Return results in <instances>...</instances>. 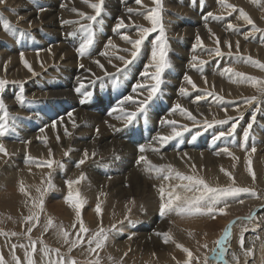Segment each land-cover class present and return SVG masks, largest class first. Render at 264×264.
Instances as JSON below:
<instances>
[{
    "label": "rangeland",
    "instance_id": "rangeland-1",
    "mask_svg": "<svg viewBox=\"0 0 264 264\" xmlns=\"http://www.w3.org/2000/svg\"><path fill=\"white\" fill-rule=\"evenodd\" d=\"M22 1H23V4L27 2L26 3L27 5H29V6L31 5L33 7L35 6L34 8L37 10L39 9V11H40V9H43V10L48 9L49 10V8H54V7H56V5L58 7L59 5L57 3H60L63 0H55V1L53 0V2H51L50 0L49 1L48 0H22ZM28 1H29V3H28ZM64 1H66V0H64ZM131 1H133V0H128V1L123 0L120 3V5L126 6L128 4H131ZM193 1L194 2H190V0H181V1L180 0H177V1L171 0L172 6H173L172 7L168 4V0H161V4H162V9H161V13H160L161 14V23L164 27V31H166L165 35H166L167 44H168L167 45V56H166L167 66L164 68V70L161 72V75H160V79L163 82L160 83L158 91L155 93V95H153L151 100H147L148 95L145 94L146 97H144L142 101L147 100V103L144 105L142 112L141 111L138 112V110L134 111L137 113L136 117H134L136 120L133 118L132 119L133 122L131 121L130 123H127L128 121H126L125 124H123L121 127H118V129L114 130L115 132H112L111 136L113 138L115 136V139L117 138L116 140L119 139L120 142L123 141L124 143L123 142L122 143L126 147L132 148L137 152L136 154H137L138 158H136L133 161H130L128 164L124 165V167H125L124 169H126V171H125L126 173L125 172L123 173V175L124 174L125 175L122 176V178L124 179V178H127L130 171L131 172L137 171L136 174L141 173V170L138 168V167H140V165H139L140 162H138L140 156H138V155H140L139 154V152H140L139 148L141 146H143V147L148 146L152 143L156 147H160L162 145L159 142V140L157 139L156 133H157V131H159L161 129L167 128V125L162 123V120L164 117H168L169 114H171L172 112H173L172 114L175 115L178 113L176 110H178V111L180 110L179 108L178 109L176 108V105L174 104L175 100L180 99L184 102L185 101L193 102V103H196L195 104L196 106H200V107H202V105L204 107L210 106L212 108H213V106H217V107L219 106V109H231L233 111L232 114H230L228 116H224L225 118L224 117L221 118L222 121H227L226 123H216L215 122V121H221L220 119L219 120H212V121L210 119L209 120H205V119L196 120V124L194 126L186 128L185 130L182 131V133L180 132L179 136H176L174 139L167 141V143H164V145L162 146L164 148L168 147L169 149L174 148L175 150H179V154H175L174 156L173 155L169 156L167 154H169L168 152H170V151L164 150V149H161L160 152L164 156V160L166 161L167 165H171L175 171H179L180 173H182L184 175H196V176L202 177L212 187H227L229 185H232V180H229L228 176L225 175V172H229L232 174V177H234V180H235V184L233 186L241 187V188H248V189H251L252 191H254L256 194L255 196H253L251 194V192H241L236 196L222 197V198H220L219 202L216 204V207H218V208L224 207V205H225L224 203H227L228 207H231V206H235L237 204H240L241 200L243 202L245 201L241 205L242 207L240 206L237 209H232L229 211L230 214H232L233 211L237 210L236 211L237 212L236 218H239L241 216L250 215L249 214V213H251L250 211H252L253 209H256V207H257V209L264 207V201H263L264 200V154H263L264 153V146L262 145V147L260 149L256 150L257 145H259V144L261 145L264 142V137H263L264 136V95L261 94V91H259L257 87H253V88H255V91L252 94L247 95L246 97H243V98H240V97H237V98H234V97L230 98L229 97V98H227L228 96H225L221 92H217L216 90H214L212 88H206V87H203L202 89H199L198 87H196V89H194L192 91H187L185 94H179V93H181L180 92L181 88H180V86H177L176 83H174V81H178V80H180V78H181V80H183L185 78V75H183L177 68L169 66V55H170V53H172L173 56L177 60L179 59V61H181V62L185 61L188 64L191 63L192 67H193V68H191V70H193L191 72L193 74H195L196 72L199 73V71H200L199 74L196 73L195 75H198V76L199 75L200 76H206V75L216 76V77H219L223 80L229 81L228 86H229V83L230 84L232 83L235 88H238L241 85L245 86V85H251V84L246 82V84L243 85V83L245 82L243 80L244 78L242 79V77H238V76H237L238 77L237 78L232 73H226L224 71L226 68L235 69V67H236V69L234 70L235 72L239 71V73H244V74H246V76H252V77L256 76L261 80H264V70H261L259 67L255 66L253 64L252 61H257V60L260 61L259 56H257V55L255 56V54L252 55L253 52L252 53H250V52L246 53L243 51H237V52L233 53L232 51H226L222 47V45L221 46L219 45L220 52L222 51L221 52L222 54L216 55L215 49L217 46H215V47L211 46L210 47V45H205V43H203V42H202L203 45L197 44V43L195 44L193 42L189 43L186 38H180L179 39V37L173 36L170 33V30L167 29V26L165 25L166 23L172 24V22H173V24H175L179 27H189V26L194 27L196 25L197 26H199V25H201V26L202 25L203 26L213 25L217 28L225 30V32H226L229 29L228 30L225 29V26L227 27V25H229L230 23L232 25L234 24L233 20L237 19L236 14H237V12H239L238 10L242 8L245 11V8H243L244 6L242 7L239 5L240 1L238 3V1L229 0L230 2L228 1V3H232L233 5H235L237 8V11L232 12L230 9L225 11L226 10L225 9L223 11H219L216 14H214L213 15L214 17H209V15H208L209 12L207 11V9H208L207 5L209 3H211V0H193ZM250 1H251L250 3H252V4L249 3V5L248 4L246 5V7L249 10H254V9L260 10V9L264 8V5H263L264 1L263 0H250ZM103 2H104V0H103ZM179 3L182 6L188 5L187 7L192 12L194 11L197 15H199L196 18V20H197L196 23L193 22L190 14H188L189 11H185L186 13L182 12V10H181L182 6H180ZM216 3H218V1ZM261 3H262V6H261ZM4 5H5L4 3H0V20L5 22V21H7L6 18H8L7 22L9 25V29H6L5 27L2 29L3 32L5 30L4 33H6V34H5L3 39L0 38V49L1 48L2 49L8 48V50H2V49H1L2 51L0 50V56H1L0 63L3 61L2 60L3 55H5V56H8V55L17 56L18 59H21V54H23V51L27 52V53H24L23 56L28 55L29 53L35 54V55H40V54L44 53L45 51H47L52 46H56L58 44L63 45V46H67V48L70 49L71 51H74L76 49L77 51L75 50L74 52H76V56L78 58L87 59L86 57L88 56L87 60H89V59L91 60L92 58H95L96 56H98L99 53H101L103 47H105V45H104V44H106L105 42L112 39L111 37H113V38L118 37V36L126 33L124 31H122V28H121V30L120 29L119 30H115V29L112 30V28L109 25V22H112L114 20V18L116 17V15H114V13H112V11H110V10L101 9L104 12H102L99 16H97L96 17L97 20H95V21H90L86 18V16H89V14L94 15L95 13H93V12L86 14L85 16H82L79 19L80 22L77 19L66 20V21L72 22V23H69V25H67L65 23L66 24L65 29H69L70 24H71V27H73L72 30L68 31L69 34L70 33L71 34L68 35L67 32H63V34H61L62 36H59V34H57V33L54 34L53 31L50 32L49 29L43 28V26L42 27H35V28L31 27V26H24L21 22H24L26 20V18L23 16L24 18L22 19V17H20L21 15L17 14L18 10H16V8H15V7H17V4L13 3L11 5L10 4H7L5 6ZM13 6H15V7H13ZM155 6L156 5L153 3L151 8H153ZM59 8H61V7H59ZM6 11L7 12L9 11V12L7 13ZM210 12L212 13V11H210ZM9 13H10V15H9ZM164 13L167 14L168 16H170L171 19L165 20L163 18ZM11 15H16V17L14 19L17 22L11 23L10 18H9V16H11ZM4 16H6V17H4ZM18 17H19V19H18ZM99 18H101V19H99ZM98 19L100 22L98 21ZM101 20H103V21H101ZM222 20H223V22H222ZM175 22H177V23H175ZM105 23H108V24H105ZM237 25H238V27H237ZM255 25H256V28L260 29V31H254L252 25L247 24L246 21L244 24L236 23L234 25L235 34L247 35L246 37L248 38L249 44L252 43L251 45L258 46L264 50V26L257 25L256 23H255ZM89 26L92 29H90ZM150 27H152V24L146 28H150ZM131 29H133V28H131ZM16 30H18V31H16ZM95 31H97V32H95ZM10 32L14 33L15 35L10 34ZM47 33H49V34H47ZM36 34H37V36H36ZM71 35H72V37H70ZM89 35L92 36L93 42L91 45H89L90 47L88 46L89 50L87 49L88 52H86V55L85 56L83 55V57H82L78 51V49L80 48V40L82 42H84L88 38ZM185 35L186 34H182L180 36L185 37ZM63 36H65V37H63ZM158 36H159V28H157V31L150 32L149 34H147L146 38L144 39L143 43L140 46V50H139V52L135 58L130 56L131 55L130 52L129 53L127 52L129 54L128 55L126 53V51H124V48L126 49V47L123 45L127 44L128 42H124V40L121 41L122 43L117 42V43L121 44V46H120L121 48L117 52L118 54L113 53V54L117 55L116 61H118V62L123 61V60L119 59L120 56H123L125 58V60L131 61L130 62L131 64L130 63H127V64L124 63L121 66V69L118 68L119 70L116 69L115 72H108V73H105V75L102 74L101 76L94 78L96 80L92 79L91 81L86 83L87 85L84 84L85 87L84 86L80 87L79 92L76 91L75 93L71 94L70 99H69L68 93H70L73 90V88H74L73 80H74L75 75L79 71L76 67H71L69 69L70 66L56 65V63H53V64H49L46 67H44L43 70L36 72L30 78H28L26 80L17 79L18 81H14L13 79L8 78L7 73L5 75L0 73V79L7 81V83L4 85V87L0 88V100H2L4 102V104L6 106L7 113H8L7 117H9V118H7L4 114V111L0 110V124H3L6 127L5 136L4 137L1 136V139L3 138L2 139L3 142L4 141L25 142L27 140V138L31 137V138L37 139L36 142H39L38 140H40V142L46 143L48 139H46L45 136L44 137L42 136L41 138H36L38 136V134L41 133L40 128L43 126L42 127V129H43L44 125H47V124L49 125L53 122H56V120L63 118L64 116L70 114V112H72V111L81 110V111L86 112V113H93L94 115L98 116L99 118L100 117L104 118L106 116H109L113 111H116L115 109L118 107V110L124 112L121 114L122 115L124 114V116H126V118H127L126 114L129 113V112H127V110H130L129 108L132 107L131 105H138L137 107H139L140 100L136 99V96L140 95L142 93L148 92L151 89L150 87H153L156 84V80H154V79L152 80V76L155 74L156 69L153 66L154 64L152 65V68L148 67V61H149V55L150 54L152 55V51L154 49L153 47H156V41H157ZM5 37H7L8 39H6ZM85 37H87V38H85ZM101 37L105 42L102 39H100ZM25 38H26V40H25ZM70 38H72V39H70ZM148 38H150V39H148ZM61 40H62V42H61ZM30 41H32V42H30ZM170 42L173 44L175 43V46H177V48H179L183 51L187 50L189 54L191 52L192 53L191 55L193 57H196V59L193 60L192 57H190V56H186L187 58H185V56H182L178 51H177V53L179 55L178 54L175 55L173 53V51L170 52L171 51V43ZM102 43H103V46H102ZM98 44H100V45H98ZM112 44L115 45L116 43H114L112 41ZM229 44H232V43H229ZM75 45L77 48L74 47ZM77 45H79V46H77ZM128 45H130V43H128ZM146 45H147V47H146L147 53L143 54ZM69 46H70V48H69ZM99 47H101L102 49ZM23 48H25V50ZM110 48H111V52H113V50H116L114 47L110 46ZM122 48H123V50H122ZM202 48H204V49H202ZM206 49H207V51H206ZM122 51H123V53H122ZM204 51H206V52H204ZM11 52H13V54H11ZM199 53H200V55H199ZM229 53H231V54H229ZM109 54H110V56L113 55L112 53H108V56H109ZM201 54H203V55H201ZM248 57L252 58L251 62L247 59ZM256 57H258V58L256 59ZM136 58H138V59H136ZM146 59L148 61H146ZM229 60H230V62H228ZM201 61H204L205 63H201ZM153 63H155V62H153ZM261 63H264V62H261ZM212 65H213V67H212ZM217 65H219V66H217ZM237 67H239V68L241 67V68L239 69ZM123 68H125V69H123ZM144 68H146L148 70H146V69L144 70ZM195 68L197 71L194 70ZM247 69H248V71H247ZM252 69L253 70L255 69V70L251 71ZM1 70H3V69H1ZM64 70L66 72H64ZM216 70H217V72H216ZM67 71H69V72L67 73ZM194 71H196V72H194ZM201 71L203 74L201 73ZM203 71L206 73V75ZM255 71H258L259 73H255ZM61 72L64 74H62ZM210 72H211V74H210ZM212 72H214V73H212ZM144 73H147L149 78ZM106 74H108V75H106ZM139 74H141V75H139ZM53 75H54V77H53ZM69 76H71V77L69 78ZM108 76H109V78H108ZM141 76H144V77L141 78ZM169 76H170V79H169ZM39 78L40 79L42 78V80H40ZM61 78H63V79H61ZM104 78H106V79H104ZM176 78H177V80H175ZM233 78H237L239 80L233 79ZM147 79H149V81H147ZM150 80H152V82ZM31 81H33V82H31ZM41 81H42V83H41ZM50 81H52V82H50ZM136 82H137V84H136ZM62 83H65V84H62ZM125 83H127V84H125ZM12 84H13V86H12ZM47 84H49V85H47ZM135 84L136 85H138V84L144 85V87H137ZM90 85H91V87H89ZM130 86L132 89L130 88ZM69 88H70V91H69ZM174 88H176V89L174 90ZM49 90H51V91H49ZM171 90L174 93H172ZM135 92H137V93H135ZM202 93H203V95H202ZM40 94H42V95H40ZM177 95H179V96H177ZM198 95H200V96H198ZM21 96L23 97L22 101L20 99H18V97H21ZM165 96H166V98H165ZM252 96H256L258 98L257 99L258 101L256 100L252 104L246 103L247 98H250ZM127 97H132V99L129 100V102H128V100H124ZM174 98H176V99H174ZM14 99H16V100L18 99V100L15 103L14 108H10L9 101L14 100ZM217 100H218V102H217ZM61 101H63V102H61ZM167 101H168V103H167ZM201 101H202V104H201ZM208 101H209V104H207ZM211 102H213V104ZM26 103H28V104H26ZM56 103H58V104H56ZM198 103H199V105H198ZM46 104H48V105H46ZM243 105L244 106L246 105L245 107L246 108L249 107V108H247L244 116H241V113H242L241 111L243 110L242 108H244ZM250 105H252V106H250ZM124 106H126V107H124ZM26 107H29V108H26ZM56 107L58 108V110ZM17 108L19 110H17ZM72 108L76 109V110H73ZM21 113H22V115H20ZM29 113L31 116H29ZM47 113L49 115H47ZM234 113H235V115H234ZM236 113H237V115H236ZM26 115H27V117H26ZM60 115H62V116L60 117ZM38 116H40V117H38ZM245 116H246V118H245ZM229 118H231V119H229ZM38 119H39V121H38ZM16 120H18V121H16ZM52 120H54V121H52ZM14 121L16 122V125H15ZM39 122H40V124H39ZM18 123H19V125H18ZM183 124H184L183 126H185L187 123H183ZM164 125H166V126H164ZM209 125H211V126H209ZM233 125H235L234 131H233ZM249 125H251V127H249ZM11 126H12V128H11ZM13 126L17 127L18 129L17 128L14 129ZM185 127H187V125ZM195 128L197 131L195 130ZM214 128H216V129H214ZM10 129H12L11 132L9 131ZM27 129H30V130L27 131ZM36 130H38L39 132ZM118 130H120V131H118ZM188 131L192 132V133H189ZM16 132H18V134ZM124 132H126V133H124ZM193 132L197 135H200V136L203 135L204 138H209V139H213L212 135H216L217 140L216 139L213 140V142H216V144L212 147V149L211 148L209 149V151H210L209 154L212 157H214L213 158L214 164L212 163L211 165H206V164L201 163L198 160V152L200 151L199 148H201V147H200V144H198L197 142H201V141L199 140V138H194V139L190 140V142L193 143V145H189V142H187L185 140L188 137L189 138L192 137L194 134ZM229 132H231L230 135L228 134ZM245 132L248 133L247 139H245ZM221 133H225V135L221 136L220 135ZM261 137H263V138H261ZM92 138H91V140H92ZM130 138H132V139H130ZM237 139L239 141H237ZM258 141H259V143H258ZM155 142H157V143H155ZM6 145L7 144L4 145L5 149L8 148L7 147L8 145L7 146ZM235 145H236V147H235ZM63 148H66V147H63ZM217 148H219V149H217ZM229 148H235L236 151H240V152L231 153L232 155L222 153V150L229 149ZM253 148H255L254 152L251 151ZM151 150H154V149H151ZM151 150L149 151V153L151 152ZM70 151L71 150H67L68 154L67 155L64 154L60 157H56L55 154L53 153V152H55V147H50L49 149L46 150V152L48 154H52V156H48V154H43V153H42L43 156H40V155L35 156L34 154L32 156V153L28 150L24 151L25 155H27L24 158H22L18 154H15L14 151L10 152L8 150H7L6 156L1 155V159L4 162L9 163L10 165L12 164V167H17V169L21 168L19 166L20 163H23L27 160H28V163H29V161H31L30 162L31 164L33 161L34 166L38 165L41 167L43 166V168H45V169H42L41 172L37 173L33 179L24 180L25 182H21L22 184L20 183V186L16 185L17 183L15 184V187H17L19 190L21 188V185H23L25 192H21L18 189L17 190L19 192H21V194H26L28 197L27 200L26 199L23 200L21 198V201H17L14 198L12 199L13 196L9 192H7V190L5 188L9 184L11 186H13V181L11 182V180H8L6 175L4 174V164L0 165V198L2 197L0 199V233H3V234H0V256L3 257L4 264H16V260H15L16 257L20 258L21 264H26L25 253H26V251L31 250V241H36V249L37 250L33 255V258L35 260V264H49L50 261L58 260L61 257L64 258L66 264L68 261H71V260H75L76 264H95V261L97 259L99 260V264H135V263L136 264H164V263H166L165 259L162 258L161 261L159 259L161 255H164V252L160 253V252L155 250L152 253L148 250L143 249V252L141 250L139 253H137V252L134 253L135 250L132 248L128 247V249H126V250H124L122 248V247H125L126 245L127 246L131 245L132 241L128 242V240L130 239L129 238L130 233L131 234L134 233V235L136 234L134 225H132V227L127 230V229H125L126 228L125 224L126 223L128 224L129 222H130V224H131V222L133 223L132 220H134V223L138 224V223L142 222V220H144L143 217H140V216L138 217L139 212L141 214L144 211V209H143L141 212L143 205L138 200V197L136 195H134L135 190L133 187L128 188V189L126 187H122L123 189L117 190L113 194H110L111 192H108L104 188H101L100 187L101 183L107 182L108 178L110 179V176L112 174H113L112 176H115V174L116 175H118V174L115 173V170L112 168L113 165L110 166L109 164L106 165L105 163H100L98 165L95 164L96 166L95 165L93 166V163H96V161L94 159H92V162H90L88 164L80 165L79 169L80 170H88L92 167H95V168H93V170L96 173H98L99 175H102L103 177L105 175L106 178L105 179H96V180L95 179L87 180L89 173H86L87 176H84V179H80L81 181L79 180L80 182L77 185L72 186L71 191H72L73 195L75 196V194L78 192L80 199H82L84 201L83 206L81 208V218L83 219L84 226L86 228H88L89 231L87 233H80V236L83 238L84 242L79 244L76 247L71 248V250H70V243L64 242V238L61 235V229L66 230L70 233V237H69L70 241L75 240L77 238V233H79V222H78L77 217H76L75 208L67 202L69 190L66 193H63V191L61 189L62 187H60V181H61L60 178L64 179V177L67 178V176H68V173L66 172L68 165L71 166L70 170H73V168L75 169V167L77 166V160L76 159L74 160V158H70V154H69ZM211 151H213V152H211ZM150 154L151 155L154 154L153 151ZM33 158H35V160ZM117 158H118V160H117ZM119 158L120 157L118 156L116 158H111L110 160L114 159L118 162ZM49 161H53L51 168L47 167V162H49ZM16 162H18V163L16 164ZM161 162H162V160H161ZM249 162H250V166L252 169V174H250L248 171ZM101 164H103V165H101ZM15 165H17V166H15ZM60 165H63V166L61 167ZM157 165L159 166V163ZM87 167H88V169H87ZM17 169L15 168V170H17ZM214 169H216V170H214ZM221 169H223L224 171H222ZM165 171H167V170H165ZM216 172H219V173H216ZM164 174L165 173L159 175V178H162V176ZM253 174H254L255 179H253ZM219 175L220 176L222 175V176L220 177ZM140 176L141 175H139V177ZM215 176H218V178ZM49 179H51V186H49V183H48ZM3 180H5L6 184L7 183L8 184L7 185L4 184L5 181H3ZM216 180H218L217 183L214 182ZM219 180H221V181H219ZM95 181L100 185L99 187H98V185H96V187L94 186ZM173 181L175 183L176 179H173ZM184 183H187V182H184ZM125 184H126V182H125ZM90 188H92L94 191L91 192L89 190ZM37 189H40V191H37ZM89 192H90V194H92L93 192L95 193L94 201H92L89 198V196H88ZM58 194L61 195L60 198L62 200L57 197ZM198 194L199 193H188V195H190V196L191 195H198ZM63 196H64V198H63ZM231 197H234L235 198L234 201H236V202H232L234 198H231ZM8 198L11 201L7 200ZM28 199L30 200V202L28 201ZM60 200L63 201L62 205L64 204V207H62V210H64V208H65V212H67V215H63V214L58 213V205L60 204ZM41 201L43 204L42 208L40 207ZM9 202L14 203L15 206L12 203L10 205ZM159 202L160 201H158V200L157 201L152 200L151 203H153L155 205ZM22 204H23L24 208H23ZM97 204H99L100 208H101L100 214H97V212L95 210ZM210 205H211V200L206 199L205 201L201 202V209L202 210L200 212H197L194 214H189V213H183L182 214V215H184V214L185 215H191L189 218L181 217L180 214L176 211L168 212L166 215H164L165 218H163V216L160 214V211L157 214L160 222L166 221V220H170L173 222V218L177 217V218H181L180 222L183 225L191 224V223H193V224H197V223L201 224L202 223L201 226L195 228V230H196L195 235H194L195 238L193 237V239H192L191 248L186 247L182 243H177L179 239L173 235V233L176 230L174 224L172 225L171 228L167 229V233H169V236L171 237L172 243L175 247L178 244H181V245L185 246V248H188L193 253L194 257L198 258V259H194L192 264H204V258L205 257H208V264H210L209 258H211V256L215 255V253L212 251L214 248H216V245L214 242L216 240L220 239L224 234L225 228L222 229L224 221L227 220L228 218L235 217V216L230 217V215L228 213H227V215H222L218 212L209 214L207 212V207ZM90 211L93 213L92 217L88 216V214H87ZM263 211H264V209L257 210V212L255 213V216H258L257 215L258 213H259V215H261ZM30 215L38 216V218H39L38 222L35 218L32 221H27L25 218L30 216ZM255 216H253L252 219H250L251 222L254 220L253 218H255ZM49 218H51V220L53 221V224L51 227H48L47 230H45V227L47 225V221ZM140 218H141V220H140ZM194 220H195V222H194ZM160 222H158L157 226H159ZM210 224H214V227L216 229H218L219 231L213 232V234H208L206 236H204V235L202 236V233H201L202 229L204 227L210 225ZM73 225H75V226H73ZM124 226H125V228H124ZM248 226H249V228L247 227V224H245V225L243 224L241 226H236L235 224H233L232 233L233 232L234 233L231 234L233 238L229 239V241L226 242V244L228 245L227 246L228 248L226 247L227 253H225L226 259L225 260L219 259L218 261L220 262V264H225V261H228L227 263H229L230 261L232 262V260L235 256L234 253L233 254L231 253V251H233L232 249H235V251L240 250L241 251L240 257L241 258H244L245 256H247V259H253L255 257V253H253L250 256L248 254L246 255L245 251H242L243 249H245L244 244H245L246 236L248 234H250V232L255 233V232H253V228L250 227L252 225H248ZM29 227L32 228V232L30 234V239H29V234L27 233V229ZM101 227L104 229L105 233L107 234L108 239L105 242V245L103 248L97 249L96 252H91L89 250V245H88L87 241L89 239H91L93 234L96 233L97 231H99V229ZM164 227L165 226L162 225V228H164ZM124 229L126 231H124ZM151 230H150L151 233L154 232L156 230V225H155V227H152ZM259 231H261V229L257 230L256 232H259ZM13 232L16 233L17 235H15V236L11 235ZM235 233H236V235H235ZM132 237L134 239V236H132ZM187 237L191 238V236H187ZM136 239H138V238H136ZM41 240L43 241V243H41ZM123 242H125L127 244L125 245ZM205 244H207V248L203 247V245H205ZM21 245H23V247H21ZM45 246H47L48 249L51 250L48 256H44L43 252H42V249ZM92 247H95V243L92 244ZM177 248H179V247H177ZM55 249H59V253H57L55 251ZM179 249H181V248H179ZM255 250L256 249H254V251ZM81 252H82V254H81ZM120 252H122V253H120ZM144 253H145V255H144ZM181 253H184L182 255L187 256V253L183 252V250ZM138 254H139V257H138ZM230 255H232V256H230ZM110 257H111V259H110ZM116 258H118V259H116ZM186 259H187V257H186ZM186 259L178 260L179 262H174L172 264H177V263L185 264ZM235 260L237 262V259H234L233 263H235ZM166 261H167V263L171 264V261H169V262H168V260H166ZM219 262H217V263L219 264ZM241 264H247V263H246V261H243V263H241Z\"/></svg>",
    "mask_w": 264,
    "mask_h": 264
},
{
    "label": "bare ground",
    "instance_id": "bare-ground-1",
    "mask_svg": "<svg viewBox=\"0 0 264 264\" xmlns=\"http://www.w3.org/2000/svg\"><path fill=\"white\" fill-rule=\"evenodd\" d=\"M49 1V0H48ZM51 2H53V0H50ZM55 1V0H54ZM123 0H104V2L102 3V6H101V9L103 10H110L112 11V13H114V15H116V17L114 18V20L112 22H109V25L110 27L112 28V30H114L116 28V24L119 22L120 19H123L124 22H125V25L126 27L122 28V31L126 32L125 34H122L118 37H111L112 39L108 40L107 42H105L102 37L100 39H102L106 44L105 47H103L101 53H99L98 56H96L95 58H92L91 60H87L88 59V56L86 57L87 59H83V58H78L76 56V52L74 51H71L70 49L67 48V46H63V45H56V46H52L51 48H49L47 51H45L44 53L40 54V55H35V54H31L29 53L28 55H25L23 56V60L22 59H18L17 56H12V55H8V56H5L3 55V61L0 63V73L2 74H6L7 73V77L10 78V79H13L14 81H18L17 79H22V80H26L28 78H30L33 74H35L36 72H39L41 70H43L44 67H46L47 65L49 64H53V63H56V65H64V66H70L69 69L71 67H76L79 71L78 73L75 75L74 77V80H73V85H74V88L73 90L68 93L69 94V99L71 97V94L75 93L76 92V89L77 88H80L82 86L87 85L86 83H88L89 81H91L92 79L98 77V76H101L102 74L105 75V73H108V72H115L116 69L120 68L121 69V66L124 64V61H121V62H118L116 61L117 59V55L116 54H113V53H117L119 50H120V46L121 44L120 43H117V42H121L123 39H121L122 36L124 35H127V36H130V38L132 40H135V39H138L139 38V28L137 26H141V27H148L151 25V21L145 19V16L148 14L149 10L151 9L152 5H153V0H143L142 1V4H136L135 3V0L131 1V4H128V5H120V3L122 2ZM128 1V0H127ZM177 1V0H176ZM181 1V0H180ZM218 1V3H216ZM229 1V0H228ZM234 1H240L239 5L240 6H244L243 8H245V11L248 13V15L252 18V20L257 24V25H262L264 26V8L263 9H254V10H249L246 5L251 2L250 0H234ZM264 1V0H263ZM26 2V1H25ZM57 2V1H56ZM189 2V1H188ZM190 2H194L193 0H190ZM197 2V1H196ZM230 2V1H229ZM13 3H16L17 4V7L13 6L16 8V10H18V15H21L20 17H22V19L25 17L26 20L24 22H21L24 26H31V27H42L43 28H46V29H49L50 32L53 31L54 34L57 33L59 34V36H62L61 34H63V32H67L68 35L70 30L73 29V27H71V24H70V27L69 29H65L66 28V24L69 25V23H66L65 24V21L66 20H69V19H77L79 20L82 16L80 15V13H84L85 15L86 14H89V13H95V10L92 9L89 4L91 3H100V0H88V3H85L84 0H66V1H62L60 3H57L59 6L57 7H54V8H49V10H43L39 11V9H35L33 6H29L27 5L26 3L23 4V1L22 0H5L4 4L7 5V4H13ZM29 3V1H28ZM205 3V2H204ZM203 3V4H204ZM209 3V2H208ZM263 3V2H262ZM262 3H261V6H262ZM61 4V5H60ZM168 4L170 6H172V2L171 0H168ZM175 4V3H174ZM178 4V3H177ZM180 4V3H179ZM189 4V3H188ZM199 4V3H198ZM202 4V3H201ZM232 4V3H231ZM252 4V3H250ZM4 5V6H5ZM55 5V4H54ZM195 5V4H194ZM200 5V4H199ZM264 5V4H263ZM3 6V7H4ZM121 6V7H120ZM178 6V5H177ZM180 6H182L180 4ZM179 6V7H180ZM188 6V5H187ZM187 6H182L181 7V10L182 12H185V11H189L188 14H190L192 20L194 23H196V18L199 16L197 15L194 11L192 12ZM190 6V5H189ZM208 9L207 11L210 12L212 11V14H216L217 12L219 11H223L225 9H223V7L221 6L219 0H211V3H209L208 5ZM253 6V5H252ZM61 7V8H59ZM173 7V6H172ZM195 7V6H194ZM260 7V6H259ZM75 8L76 11H73L72 9ZM131 8L133 9V11L131 13H129L127 10ZM167 8V7H166ZM196 8V7H195ZM202 8V7H201ZM241 8V7H240ZM200 9V8H199ZM251 9V8H250ZM228 10V9H227ZM225 10V11H227ZM2 12V11H1ZM7 12V11H6ZM9 12V11H8ZM7 12V13H8ZM104 12L101 10V13ZM181 12V11H180ZM201 12V11H200ZM229 12V11H228ZM3 13V12H2ZM100 13V14H101ZM108 13V12H107ZM111 13V14H112ZM186 13V12H185ZM5 14V13H4ZM16 14V15H17ZM181 14V13H180ZM10 15V13H9ZM16 15H11L9 16L10 18V21L11 23H15L17 21H15V17ZM89 15H92V14H89ZM95 15V14H94ZM106 15V14H105ZM209 16V17H214V16ZM24 16V17H23ZM163 16V15H162ZM237 16V19L236 20H233V25H235L236 23L238 24H244L245 23V20L240 16V13L237 12L236 14ZM6 17V16H4ZM108 17V16H107ZM204 17V16H203ZM165 20H168V19H171L170 16H168L167 14L164 13V17H163ZM202 18V17H201ZM208 18V17H207ZM7 21H8V18H6ZM19 19V17H18ZM101 19V18H99ZM98 19V21H99ZM209 19V18H208ZM219 19V18H218ZM97 20V19H96ZM109 20V19H108ZM103 21V20H101ZM105 21V20H104ZM199 21V20H198ZM221 21V20H220ZM226 21V20H225ZM19 22V21H18ZM80 22V20H79ZM100 22V21H99ZM168 22V21H167ZM172 22V21H171ZM223 22V20H222ZM10 23V22H9ZM20 23V22H19ZM18 23V24H19ZM72 23V22H71ZM75 23V22H74ZM88 23V22H87ZM104 23V22H103ZM166 23V22H165ZM177 23V22H175ZM200 23V22H199ZM206 23V22H205ZM89 24V23H88ZM105 24H108V23H105ZM198 24V23H197ZM231 24V23H230ZM5 22L0 20V38L3 39L5 34V30L3 32V28L5 27ZM14 25V24H13ZM81 25V24H80ZM83 25V24H82ZM167 26V29L170 30V33L173 35V36H176V37H179L180 38H186L188 40V42H193V43H197V36L200 37V40L205 43V45H210L211 46H217L216 44V40L218 39L219 40V45L226 50V51H232L233 53L234 52H237V51H243V52H246V53H252L255 54V56H259L260 57V61L261 62H264V50L258 46H255V45H251L252 43L249 44V41H248V38L246 37L247 35L245 34H242V35H239V34H235V30H234V27L233 28H228V25L227 27L225 26V29H229L228 31L225 32V30L223 29H220V28H217L213 25H210V26H189V27H179L175 24H172L171 23H166L165 24ZM79 26V25H78ZM94 26V25H93ZM165 26V27H166ZM185 26V25H184ZM220 26V25H219ZM256 26V25H255ZM105 27V26H104ZM108 27V26H107ZM238 27V25H237ZM109 28V27H108ZM133 28V29H131ZM9 29V28H8ZM17 29V28H16ZM85 29V28H84ZM92 29V28H90ZM94 29V28H93ZM206 29V30H205ZM238 29V28H237ZM252 29V28H251ZM77 30V29H76ZM83 30V29H82ZM103 30V29H102ZM110 30V29H109ZM121 30V29H120ZM210 30V31H209ZM18 31V30H16ZM29 31V30H28ZM34 31V30H33ZM44 31V30H43ZM85 31V30H84ZM23 32V31H22ZM78 32V31H77ZM81 32V31H80ZM93 32V31H92ZM97 32V31H95ZM121 32V31H120ZM166 32V31H165ZM18 33V32H17ZM26 33V32H25ZM24 33V34H25ZM66 33V34H67ZM168 33V32H167ZM237 33V32H236ZM10 34H14V33H11ZM34 34V33H33ZM32 34V35H33ZM49 34V33H47ZM65 34V33H64ZM182 34H186L185 37H181L180 35ZM15 35V34H14ZM31 35V34H30ZM118 35V34H117ZM7 36V35H6ZM18 36V35H17ZM20 36V35H19ZM37 36V34H36ZM51 36V35H50ZM54 36V35H53ZM112 36V35H111ZM260 36V35H259ZM16 37V36H15ZM26 37V36H25ZM65 37V36H63ZM67 37V36H66ZM72 37V35L70 36ZM95 37V36H94ZM257 37V36H256ZM6 39H8L7 37H5ZM12 38V37H11ZM10 38V39H11ZM18 38V37H17ZM21 38V37H20ZM69 38V37H68ZM81 38V37H80ZM87 38V37H85ZM84 38V39H85ZM13 39V38H12ZM72 39V38H70ZM76 39V38H75ZM93 39V38H92ZM106 39V38H105ZM108 39V38H107ZM150 39V38H148ZM258 39V38H257ZM14 40V39H13ZM26 40V38H25ZM50 40V39H49ZM52 40V39H51ZM54 40V39H53ZM56 40V39H55ZM60 40V39H59ZM185 40V39H184ZM5 41V40H4ZM68 41V40H67ZM109 41H113L115 44L116 47H114L116 50H113V52H111V48L109 46ZM11 42V41H10ZM32 42V41H30ZM62 42V40H61ZM64 42V41H63ZM100 42V41H99ZM124 42H126L124 40ZM237 42L239 43V49H237ZM257 42V41H256ZM260 42V41H259ZM18 43V42H17ZM25 43V42H24ZM28 43V42H27ZM59 43V42H58ZM65 43V42H64ZM67 43V42H66ZM81 43H83L81 40H80V45ZM96 43V42H95ZM122 43V42H121ZM150 43V42H149ZM171 43V42H170ZM192 43V44H193ZM229 43H232L230 44L231 47H229ZM53 44V43H52ZM62 44V43H61ZM101 44V43H100ZM98 44V45H100ZM65 45V44H64ZM114 45V44H113ZM123 45V44H122ZM153 45V44H152ZM168 45V44H167ZM189 45V44H188ZM191 45V44H190ZM203 45V44H202ZM218 45V46H219ZM38 46V45H37ZM79 46V45H77ZM93 46V45H92ZM102 46H103V43H102ZM123 46L126 47L127 51L126 53L130 52L133 50L132 49V45H128L127 44H124ZM150 46V45H149ZM154 46V45H153ZM49 47V46H48ZM76 47V45L74 46ZM90 47V46H89ZM147 45L145 46V50L143 52V54L147 53ZM16 48V47H15ZM27 48V47H26ZM33 48V47H32ZM70 48V46H69ZM72 48V47H71ZM77 48V47H76ZM155 48V47H153ZM2 49V48H1ZM0 49V50H1ZM22 49V48H21ZM25 50V48H23ZM89 50V48H87ZM91 49V48H90ZM170 49V48H169ZM191 49V48H190ZM201 49V48H200ZM204 49V48H202ZM2 50H8L7 49H2ZM1 50V51H2ZM27 50V49H26ZM37 50V49H36ZM99 50V49H98ZM123 50V48H122ZM149 50V49H148ZM224 50V51H225ZM20 51V50H19ZM22 51V50H21ZM34 51V50H33ZM77 51V50H76ZM99 51V52H100ZM124 51H125V48H124ZM176 55L178 54L177 51L182 55V56H185V58H187L186 56H190L192 57L193 59V56L191 55L192 53L190 52V54L188 53L187 50H181L179 48H177V46H175V43H171V51ZM207 51V49H206ZM204 51V52H206ZM88 52V51H87ZM95 52V51H94ZM169 52V53H170ZM195 52V51H194ZM201 52V51H200ZM222 52V51H221ZM24 53H27V52H24L23 51V54ZM98 53V52H97ZM108 53H112L113 55L108 56ZM123 53V51H122ZM125 53V52H124ZM125 53V54H126ZM127 53V54H128ZM202 53V52H201ZM242 53V52H241ZM245 53V54H246ZM11 54H13V52H11ZM16 54V53H15ZM94 54V53H93ZM118 54V53H117ZM244 54V53H243ZM86 55V54H85ZM84 55V56H85ZM120 55V54H119ZM129 55V54H128ZM179 55V54H178ZM200 55V53H199ZM203 55V54H201ZM247 55V54H246ZM250 55V54H249ZM131 56V55H130ZM146 56V55H145ZM251 56V55H250ZM83 57V56H82ZM121 57V56H120ZM90 58V57H89ZM129 58V57H128ZM229 58V57H228ZM227 58V59H228ZM255 58V57H254ZM258 57H256L257 59ZM0 59H1V56H0ZM138 59V58H136ZM234 59V58H233ZM188 60V59H187ZM218 60V59H217ZM232 60V59H231ZM24 61H27V64L30 66L31 68V71L29 70V67H26L25 66V63ZM96 61H99L100 64L103 65V68H101L97 63ZM146 61H148L146 59ZM234 61V60H233ZM154 61L152 60V55L150 54L149 55V61H148V67H151L152 68V65L154 64L153 63ZM230 62V60L228 61ZM239 62V61H238ZM251 62V61H250ZM152 63V64H151ZM232 63V62H231ZM235 63V62H234ZM131 64V63H130ZM151 64V65H150ZM217 64V63H216ZM224 64V63H223ZM222 64V65H223ZM81 65H83V67H81ZM143 65V64H142ZM132 66V65H131ZM141 66V65H140ZM169 66H172V67H175L177 68L183 75L185 76H188L191 78V81L192 83H194L196 85V87H198L199 89H202L203 87H206V88H212L214 90H216L217 92H221L222 94H224L225 96H228L227 98H231V97H234V98H237V97H240V98H243V97H246L247 95H250L252 94L254 91H255V88H253L252 85H245V86H240L238 88H235L233 86V84L231 85L229 83V86H228V82L229 81H226V80H223L219 77H216V76H198V75H195L197 70L196 68L194 70V72H196L195 74H193L191 71V68L192 67V64H188L186 63L185 61L181 62L179 61V59L177 60L172 53H170L169 55ZM219 66V65H217ZM221 66V65H220ZM60 67V66H59ZM134 67V66H133ZM213 67V65H212ZM235 67V66H234ZM57 68V67H56ZM200 68V67H199ZM217 68V67H216ZM239 68V67H237ZM241 68V67H240ZM239 68V69H240ZM3 69V70H1ZM125 69V68H123ZM146 68H144L145 70ZM236 69V67H235ZM234 69V70H235ZM57 70V69H56ZM61 70V69H60ZM59 70V71H60ZM127 70V69H126ZM148 70V69H146ZM154 70V69H153ZM203 70V69H202ZM238 70V69H237ZM255 70V69H254ZM253 69L251 71H254ZM54 71V70H53ZM58 71V70H57ZM63 71V70H62ZM121 71V70H120ZM136 71V70H135ZM141 71V70H140ZM212 71V70H211ZM215 71V70H214ZM248 71V69H247ZM250 71V72H251ZM64 72H66L64 70ZM69 71H67L68 73ZM207 72V71H206ZM217 72V70H216ZM239 72V71H238ZM62 73V72H61ZM119 73V72H118ZM143 73V72H142ZM200 73V71H199ZM198 73V74H199ZM202 73V71H201ZM214 73V72H212ZM249 73V72H248ZM255 73H259L258 71H255ZM64 74V73H62ZM203 74V73H202ZM208 74V73H207ZM211 74V72H210ZM216 74V73H215ZM253 74V73H252ZM68 75V74H67ZM108 75V74H106ZM141 75V74H139ZM138 75V76H139ZM257 75V74H256ZM39 76V75H38ZM41 76V75H40ZM148 76V75H147ZM5 77V76H4ZM47 77V76H46ZM54 77V75H53ZM71 76H69L70 78ZM73 77V76H72ZM117 77V76H116ZM124 77V76H123ZM137 77V76H136ZM135 77V78H136ZM144 77V76H141V78ZM151 77V76H150ZM237 77V76H236ZM256 77V76H255ZM109 78V76H108ZM149 78V76H148ZM238 78V77H237ZM237 78H233V79H237ZM258 78V77H257ZM40 79V78H39ZM38 79V80H39ZM44 79V78H43ZM57 79V78H56ZM59 79V78H58ZM63 79V78H61ZM106 79V78H104ZM118 79V78H117ZM125 79V78H124ZM138 79V78H137ZM144 79V78H143ZM164 79V78H163ZM162 79V80H163ZM169 79H170V76H169ZM179 79V78H178ZM243 79V78H242ZM1 80V79H0ZM42 80V78L40 79ZM39 80V81H40ZM49 80V79H48ZM96 80V79H94ZM98 80V79H97ZM153 80V79H152ZM152 80H150L152 82ZM177 80V78L175 79ZM239 80V79H237ZM236 80V81H237ZM244 80V79H243ZM35 81V80H34ZM68 81V80H67ZM104 81V80H103ZM142 81V80H141ZM147 81H149V79H147ZM169 81V80H168ZM172 81V80H171ZM174 81V80H173ZM207 81V82H205ZM245 81V80H244ZM33 82V81H31ZM36 82V81H35ZM52 82V81H50ZM49 82V83H50ZM66 82V81H65ZM115 82V81H114ZM122 82V81H121ZM163 82V81H162ZM238 82V81H237ZM241 82V81H240ZM42 83V81H41ZM102 83V82H101ZM174 83H176L177 86H180V88L182 89H186V92L187 91H192L195 88H193L192 86V83H189L187 80H185V78L183 80H178V81H174ZM239 83V82H238ZM37 84V83H36ZM62 84H65V83H62ZM93 84V83H92ZM103 84V83H102ZM101 84V85H102ZM109 84V83H108ZM127 84V83H125ZM137 84V82H136ZM135 84V85H136ZM144 84V83H143ZM246 84V82L243 83V85ZM32 85V84H31ZM49 85V84H47ZM89 85V84H88ZM100 85V84H99ZM105 85V84H104ZM116 85V84H115ZM134 85V86H135ZM139 85V84H138ZM164 85V84H163ZM162 85V86H163ZM13 86V84H12ZM11 86V87H12ZM21 86V85H20ZM137 86V85H136ZM51 87V86H50ZM53 87V86H52ZM85 87V86H84ZM91 87V85L89 86ZM93 87V86H92ZM105 87V86H104ZM22 88V87H21ZM97 88V87H96ZM131 88V86H130ZM152 88V87H150ZM16 89V88H15ZM31 89V88H30ZM29 89V90H30ZM41 89V88H40ZM39 89V90H40ZM50 89V88H49ZM57 89V88H56ZM132 89V88H131ZM136 89V88H135ZM141 89V88H140ZM168 89V88H167ZM176 88H174L175 90ZM33 90V89H32ZM37 90V89H36ZM130 90V89H129ZM143 90V89H142ZM146 90V89H145ZM165 90V89H164ZM211 90V89H210ZM14 91V90H13ZM28 91V90H27ZM51 91V90H49ZM53 91V90H52ZM69 91H70V88H69ZM83 91V90H82ZM86 91V90H85ZM89 91V90H88ZM134 91V90H133ZM139 91V90H138ZM141 91V90H140ZM199 91V90H198ZM213 91V90H212ZM30 92V91H29ZM143 92V91H142ZM145 92V91H144ZM172 93H174L172 90H171ZM181 92V90H180ZM195 92V91H194ZM200 92V91H199ZM216 92V93H217ZM33 93V92H32ZM55 93V92H54ZM63 93V92H62ZM91 93V92H90ZM125 93V92H124ZM133 93V92H132ZM137 93V92H135ZM179 93V92H178ZM205 93V92H204ZM18 94V93H17ZM28 94V93H27ZM35 94V93H34ZM50 94V93H49ZM140 94V93H139ZM146 95H149V91L148 92H145V93H142L140 95H137L136 96V99H139L140 102L143 100L144 97ZM179 94H182V93H179ZM20 95V94H19ZM42 95V94H40ZM64 95V94H63ZM67 95V94H66ZM93 95V94H92ZM112 95V94H111ZM136 95V94H135ZM169 95V94H168ZM203 95V93H202ZM6 96V95H5ZM9 96V95H8ZM49 96V95H48ZM57 96V95H56ZM68 96V95H67ZM96 96V95H95ZM102 96V95H101ZM173 96V95H172ZM179 96V95H177ZM182 96V95H181ZM196 96V95H195ZM200 96V95H198ZM2 97V96H1ZM126 97V96H125ZM183 97V96H182ZM45 98V97H44ZM101 98V97H100ZM166 98V96H165ZM10 99V98H9ZM8 99V100H9ZM39 99V98H38ZM72 99V98H71ZM74 99V98H73ZM158 99V98H157ZM160 99V98H159ZM176 99V98H174ZM18 100V99H17ZM16 99L14 100H10L9 101V106L10 108H14V105L15 103L17 102ZM36 100V99H35ZM59 100V99H58ZM76 100V99H75ZM83 100V99H82ZM89 100V99H88ZM126 100V99H124ZM204 100V99H203ZM206 100V99H205ZM55 101V100H54ZM135 101V100H134ZM156 101V100H155ZM162 101V100H161ZM258 101V100H257ZM59 102V101H58ZM63 102V101H61ZM65 102V101H64ZM129 102V100H128ZM139 102V101H138ZM140 102H139V105H140ZM218 102V100H217ZM20 103V102H19ZM38 103V102H37ZM44 103V102H43ZM47 103V102H46ZM66 103V102H65ZM69 103V102H68ZM94 103V102H93ZM134 103V102H133ZM168 103V101H167ZM170 103V102H169ZM173 103V102H172ZM213 104V102H211ZM21 104V103H20ZM28 104V103H26ZM58 104V103H56ZM174 104L177 105L179 104L181 106V108H179L180 110H176L177 114L172 115L169 114L168 117H164L163 120H162V123L163 124H166L167 125V128L166 129H161L159 131H157L156 135H157V139L159 140V137L161 136H169L172 134L173 132V128H175V130L177 132H181L183 130H185L186 128H189V127H192L196 124V120H201V119H205V120H221L222 117L224 116H228L230 114H232V110L231 109H219V106H213L212 107H204L202 105V107L200 106H196L195 104L196 103H193V102H187V101H182L180 99L178 100H175L174 101ZM201 104H202V101H201ZM209 104V101L208 103ZM235 104V103H234ZM17 105V104H16ZM24 105V104H23ZM31 105V104H30ZM40 105V104H39ZM48 105V104H46ZM61 105V104H60ZM120 105V104H119ZM129 105V104H128ZM131 105V104H130ZM199 105V103H198ZM216 105V104H215ZM247 105V104H246ZM245 105V106H246ZM32 106V105H31ZM35 106V105H34ZM33 106V107H34ZM78 106V105H77ZM95 106V105H94ZM132 106V107H131ZM129 108L130 110H127V112L131 113V112H134L136 110H138L139 107H137L138 105H131ZM227 106V105H226ZM244 106V105H243ZM242 108L243 110L241 111V116H244L247 108L249 107H245ZM252 106V105H250ZM49 107V106H48ZM58 107V106H57ZM56 107V108H57ZM126 107V106H124ZM164 107V106H163ZM175 107V106H174ZM26 108H29V107H26ZM51 108V107H50ZM74 108V107H73ZM72 108V109H73ZM22 109V108H21ZM33 109V108H32ZM39 109V108H38ZM81 109V108H80ZM154 109V108H153ZM172 109V108H171ZM178 109V108H177ZM181 109H186L187 111L186 112H183ZM15 110V109H14ZM17 110H19L17 108ZM23 110V109H22ZM25 110V109H24ZM58 110V108H57ZM63 110V109H62ZM65 110V109H64ZM73 110H76V109H73ZM78 110V109H77ZM83 110V109H82ZM116 111H113L109 116H106L103 117L104 118H99L98 116L94 115L93 113H86V112H83L81 110L79 111H72L70 112V114L64 116L63 118H60L62 115H60V119L59 120H56V122H53L51 124H47V125H44V128H43V131H41L40 134H38V136L36 138H41L42 136L46 137L47 142L45 143H42L40 142V140H38L39 142H36L37 139H34V138H27V140L25 142H10V141H4L3 142V138L1 139V136H0V144H7L6 146L8 148H6V152L7 150L12 152L14 151L15 154H18L20 155L22 158L26 157L27 155H25L24 151L25 150H28L32 153V156L33 154L35 156H43V154H48L46 152L47 149H49L50 147H55V152H53L55 154L56 157H60L62 155H64L67 150H71L70 151V158H74V160L76 159L77 160V164L79 163V161L81 160H84V163L83 164H80V165H84V164H88L90 162H92V159H94L96 161V163H93V166L95 164H100V163H105L106 165L109 164L110 166L113 165V169L115 170V173H117L118 175L115 174V176H110V179L108 178L107 182H104V183H101V186L95 181L94 182V186L96 187V185H98V187L100 186L101 188H104L106 191L108 192H111L110 194H113L115 191L117 190H120V189H123L122 187H126L127 189L128 188H134L135 192H134V195H136L138 197V200L142 203V209H141V212L142 210L144 209V211L140 214L139 212V215L138 217H143L144 220H142V222L136 224L134 223V220L133 223L130 222L126 225V228L124 226L125 229H130L132 227V225L135 226V232L136 234L134 235L130 233V237L134 236V239L133 237L130 238L128 240L129 241H132L131 245L130 246H127L125 242H123L125 245V247H122L124 250L128 249L129 248H132L134 249V253L137 252L139 253L141 250L143 252V249L145 250H148L150 252L153 253V251H158L160 253H163L164 252V255H161L160 256V261L163 259H165V262L164 264H169L167 263L166 260L171 261V264L174 263V262H179L178 260H181V259H186L187 256L185 255H182L184 253H181L182 250L177 248V246L175 247L172 243V240L170 239L167 243H165L164 241V236L163 234L164 233H167V229L168 228H171L172 225L174 224L175 225V232L173 233L174 236H176L179 240L177 243H182L184 244L186 247H189L191 248V242H192V239L195 235V228L196 227H199L201 226V224H185L183 225L181 222H180V219L181 218H173V222L170 221V220H166V221H159L158 219V212L160 211V203H161V200H160V194H159V191L158 189L163 185L166 188H168L169 185H176L178 183H180L179 180H176L175 183L173 181V179L171 180H164L163 178H159V175L163 174V173H156L155 171H152V172H149L146 170V165L144 162H140V167H138L140 170H141V173L139 174H136V172H131L128 174L127 178H122L123 173L126 171V169H124V165L128 164L130 161H133L134 159L138 158L137 157V152L132 149V148H129V147H126L122 142L115 139V136L114 138L111 136L112 135V132H115L114 130L118 129V127H121L123 124H125V122L127 121V118L126 116H124V114L122 115L121 113H124L123 111H120L118 110V107L115 109ZM123 110V109H122ZM125 110V109H124ZM102 111V110H101ZM126 111V110H125ZM168 111V110H167ZM173 111V110H172ZM15 112V111H14ZM140 112V111H138ZM142 112V111H141ZM38 113V112H37ZM45 113V112H44ZM126 113V112H125ZM187 113H191L192 116H194V120L193 119H189L188 118V115ZM40 114V113H39ZM67 114V113H66ZM247 114V113H246ZM12 115V114H11ZM22 115V113L20 114ZM24 115V114H23ZM34 115V114H33ZM38 115V114H37ZM41 115V114H40ZM47 115H49L47 113ZM58 115V114H57ZM127 115V114H126ZM235 115V113H234ZM237 115V113H236ZM239 115V114H238ZM29 116L30 113H29ZM159 116V115H158ZM167 116V115H166ZM7 117V116H6ZM27 117V115H26ZM33 117V116H32ZM40 117V116H38ZM136 117V116H135ZM9 118V117H7ZM47 118V117H46ZM207 118V119H206ZM225 118V117H224ZM246 118V116H245ZM12 119V118H11ZM41 119V118H40ZM44 119V118H43ZM135 119V118H134ZM26 120V119H25ZM136 120V119H135ZM147 120V119H146ZM159 120V119H158ZM18 121V120H16ZM39 121V119H38ZM54 121V120H52ZM167 121H175V125H172V124H169L167 123ZM222 121V120H221ZM15 122V121H14ZM32 122V121H31ZM44 122V121H43ZM133 122V121H132ZM216 122V121H215ZM13 123V122H12ZM129 123V122H127ZM149 123V122H148ZM156 123V122H155ZM159 123V122H158ZM183 123H187V127L183 126L184 124ZM9 124V123H8ZM11 124V123H10ZM21 124V123H20ZM36 124V123H35ZM40 124V122H39ZM44 124V123H43ZM139 124V123H138ZM152 124V123H151ZM157 124V123H156ZM229 124V123H228ZM227 124V125H228ZM15 125H16V122H15ZM19 125V123H18ZM17 125V126H18ZM154 125V124H153ZM164 125V126H166ZM41 126V125H40ZM156 126V125H155ZM161 126V125H160ZM163 126V127H164ZM259 126V125H258ZM10 127V126H9ZM14 127V126H13ZM43 127V126H42ZM42 127L40 128V130L42 129ZM226 127V126H225ZM6 128V127H5ZM12 128V126H11ZM17 128V127H14V129ZM202 128V127H201ZM224 128V127H223ZM253 128V127H252ZM9 129V128H8ZM18 129V128H17ZM16 129V130H17ZM139 129V128H138ZM137 129V130H138ZM203 129V128H202ZM201 129V130H202ZM216 129V128H214ZM225 129V128H224ZM228 129V128H227ZM30 129H27V131H29ZM196 130V128H195ZM10 132L12 131V129L9 130ZM8 131V132H9ZM38 131V130H36ZM120 131V130H118ZM131 131V130H130ZM143 131V130H142ZM197 131V130H196ZM199 131V130H198ZM20 132V131H19ZM39 132V131H38ZM145 132V131H144ZM189 132V131H188ZM206 132V131H205ZM210 132V131H209ZM214 132V131H213ZM239 132V131H238ZM18 134V132H16ZM126 133V132H124ZM150 133V132H149ZM185 133V132H184ZM189 133H192V132H189ZM194 133V132H193ZM20 134V133H19ZM151 134V133H150ZM203 134V133H202ZM213 134V133H212ZM120 135V134H119ZM128 135V134H127ZM130 135V134H129ZM135 135V134H134ZM184 135V134H183ZM239 135V134H238ZM5 136V134L3 135V137ZM10 136V135H9ZM13 136V135H12ZM213 136V139H209V138H204L203 135L200 136V135H197V134H193L192 137H188L186 138L185 140L187 142H189V145H193V143L190 142V140L194 139V138H199V140L201 142H197L198 144H200V151L198 152V160L203 163V164H206V165H211L212 163L214 164V157H212L209 153V149L216 144V142H213L214 139H216V135H212ZM14 137V136H13ZM25 137V136H24ZM93 137V138H92ZM264 137V136H263ZM261 137V138H263ZM17 138V137H16ZM21 138V137H20ZM92 138V140H91ZM150 138V137H149ZM181 138V137H180ZM222 138V137H221ZM229 138V137H228ZM232 138V137H231ZM82 139V140H81ZM132 139V138H130ZM239 139V138H238ZM237 139V141H239ZM257 139V138H256ZM6 140V139H5ZM217 140V139H216ZM215 140V141H216ZM222 140V139H221ZM233 140V139H232ZM231 140V141H232ZM263 140V139H262ZM43 141V140H42ZM249 141V140H248ZM151 142V141H150ZM158 142V141H157ZM155 142V143H157ZM224 142V141H223ZM256 142V141H255ZM230 143V142H229ZM228 143V144H229ZM240 143V142H239ZM238 143V144H239ZM259 143V141H258ZM261 143V142H260ZM128 144V143H127ZM148 144V143H147ZM255 144V143H254ZM164 145V144H163ZM163 145H161L160 147H156L154 146V144H150L148 146H144V149L145 151L143 153L139 152L140 155L138 156H146L147 159L149 161L152 162L153 165H157L159 163V165H167L166 161L164 160V156L161 154L160 150L161 149H164V150H169L170 152H168L169 156L171 155H175V154H179V150H175L174 148L172 149H169L168 147L167 148H164L162 147ZM167 145V144H166ZM231 145V144H230ZM237 145V144H236ZM235 145V147H236ZM257 145V144H256ZM262 145L264 146V142L263 144H259L257 145V148L256 150L260 149L262 147ZM225 146V145H224ZM232 146V145H231ZM63 147H66V148H63ZM230 147V146H229ZM233 147V146H232ZM190 148V147H189ZM140 149V148H139ZM151 149H156V150H151ZM191 149V148H190ZM198 149V150H199ZM219 149V148H217ZM216 149V150H217ZM263 149V148H262ZM151 150L150 153H153L154 154H150L149 151ZM225 150V149H224ZM224 150H222V153L223 154H228V153H237V152H240V151H236L235 148H229L227 149V152H225ZM215 151V150H214ZM252 151V150H251ZM85 152H87V157H85ZM213 152V151H211ZM30 153V154H31ZM215 153V152H214ZM264 154V153H263ZM1 155L3 156H6L4 153L0 152V165L4 164V174L6 175L7 179L8 180H11V182L13 181V186H10L6 184V181L4 184H6L7 186L5 187L7 192H9L13 197L12 199L14 198L15 200L17 201H21V198L24 200L26 199L27 200V195L26 194H21V192H19L20 190L15 187V184L20 186V183L21 182H25L24 180H31L33 179L37 173L41 172L42 169H45L43 168V166H34L33 165V161H32V164L30 163L31 161H29L28 163V160L23 162V163H20V167L19 169H17V167H12V164L10 165L9 163H6L4 162L2 159H1ZM14 155V154H13ZM214 155V154H213ZM48 156H52V154H48ZM120 157L119 158V161L117 162L116 160H110L111 158H116V157ZM224 156V155H223ZM252 156V155H251ZM20 157V158H21ZM31 157V156H30ZM29 157V158H30ZM45 157V156H44ZM226 157V156H225ZM3 158V157H2ZM7 158V157H6ZM18 158V157H17ZM69 158V159H70ZM35 160V158H33ZM68 159V158H67ZM6 160V159H5ZM26 160V159H25ZM30 160V159H29ZM118 160V158H117ZM162 160V162H161ZM99 162V163H98ZM18 162H16L17 164ZM28 163V164H27ZM74 163V162H73ZM69 164V163H68ZM72 165V164H71ZM76 165V164H75ZM74 165V166H75ZM79 165V166H80ZM92 165V164H91ZM103 165V164H101ZM105 165V166H106ZM108 165V166H109ZM218 165V164H217ZM221 165V164H220ZM219 165V166H220ZM17 166V165H15ZM90 166V165H89ZM96 166V165H95ZM45 167V166H44ZM70 165H68V168L66 170V172L68 173V176L67 178L64 177L63 178H60L61 181H60V187H62V191L63 193H66L68 190H69V186L67 184V181L69 180H78L81 175L83 174V176H87L86 173H89L88 174V179L87 180H90V179H105V175L104 177L102 175H99L98 173H96L93 168L95 167H92L90 169H87L88 170H80L79 168L80 167H75V169L73 168V170H70ZM73 167V166H72ZM85 167V166H84ZM101 167V166H100ZM216 167V166H215ZM15 168L17 170H15ZM82 168V167H81ZM106 168V167H105ZM129 168V167H128ZM86 169V168H85ZM97 170V169H96ZM139 170V171H140ZM209 170V169H208ZM211 170V169H210ZM216 170V169H214ZM239 170V169H238ZM103 171V170H102ZM134 171V170H133ZM218 171V170H217ZM65 173V172H64ZM105 173V172H104ZM103 173V174H104ZM126 173V172H125ZM216 173H219V172H216ZM165 174H166V171H165ZM139 175H141L139 177ZM65 176V175H64ZM210 176V175H209ZM220 176V175H219ZM222 176V175H221ZM220 176V177H221ZM109 177V176H108ZM113 177V178H112ZM163 177V176H162ZM218 178V176H215ZM242 177V176H241ZM229 178V177H228ZM226 179V178H225ZM7 180V181H8ZM86 180V179H85ZM223 180V179H222ZM230 180V179H229ZM81 181V180H80ZM79 181V182H80ZM218 180L214 181L217 183ZM221 181V180H219ZM126 182V184H125ZM229 183V182H228ZM22 184V183H21ZM78 184V183H77ZM77 184H73L72 186H75ZM19 191H18V190ZM125 189V188H124ZM91 192L94 191L92 188L89 189ZM5 191V190H4ZM8 194V193H7ZM64 195V194H63ZM65 196V195H64ZM63 196V198H64ZM89 198L94 201V196H95V193L93 192L92 194H88ZM57 197L59 199H61V195L58 194ZM2 198V197H1ZM0 198V199H1ZM30 198V197H29ZM231 198H234V197H231ZM230 198V199H231ZM6 199V198H5ZM245 199V198H244ZM4 200V199H3ZM9 200V198L7 199ZM62 200V199H61ZM60 200V204L58 205V213L60 214H63V215H67V212H65V208L64 210H62V207H64V204L62 205V202ZM152 200H155V201H160L159 203L157 204H153L151 203ZM235 198L233 199L232 202H236L234 201ZM11 201V200H9ZM28 201L30 202V200L28 199ZM251 201V200H250ZM264 201V200H263ZM4 202V201H3ZM13 202V201H12ZM12 202H9L10 205ZM15 202V201H14ZM24 202V201H23ZM245 202V201H244ZM243 202V203H244ZM249 202V201H248ZM26 203V202H25ZM243 203H240V204H237L235 206H231V207H228L227 208V213L231 216H235V217H231V218H228L227 220L224 221L223 223V228H226L230 223L232 224V228H231V234L232 231H233V224H235L236 226H241V225H245L247 224V227L249 228L248 225H252L250 227L253 228V232L255 233H252L250 232V234H248L246 236V240H245V249H243L242 251H245V253L248 251V250H251V253L248 254V255H252L253 253H255V257L253 259H247V256H245L244 258H241L240 257V253L241 251H235V249H232L233 251H231V253L235 255V257L237 258V262L235 260V263H233L234 261V258L232 260V262L230 261L229 263L227 264H241L243 263V261H246V263L248 264H264V211L262 212L261 215H259V213L257 214L258 216H255V213L257 212V210H260V209H264V207L262 208H258L256 207V209H253L252 211H250L251 213H249L250 215H246V216H241L239 218H236L237 216V210L236 211H233L232 214H230V210L232 209H237L238 207H240ZM247 203V202H246ZM257 203V202H256ZM14 204V203H12ZM225 204V203H224ZM29 205V204H28ZM221 205V204H220ZM15 206V204H14ZM23 206V204H22ZM27 206V205H26ZM141 207V206H140ZM242 207V206H241ZM24 208V206H23ZM255 208V207H254ZM139 209V208H138ZM88 216H93V213L90 211L87 213ZM180 214V213H179ZM137 216V215H136ZM181 217H184V218H189L191 215H182L180 214ZM253 217L255 216V218H253L254 220L251 222L249 217ZM163 218L164 215H163ZM141 220V218H140ZM131 221V220H130ZM188 221V220H187ZM191 221V220H190ZM128 222V221H127ZM136 222V221H135ZM158 222H160L159 226H157ZM195 222V220H194ZM234 222V223H232ZM156 225V230L154 232L151 233V229L152 227H155ZM162 225H164L165 227L162 228ZM122 226V225H121ZM133 226V227H134ZM158 227V228H157ZM123 228V227H122ZM124 229V231H126ZM261 229V231L259 232H256L257 230ZM151 230V231H150ZM245 230V229H244ZM247 230V229H246ZM219 231L218 229H216L214 227V224H210L206 227H204L201 231L202 233V236H206L208 234H213V232H217ZM249 231V230H248ZM131 232V231H130ZM158 233L160 235H158ZM169 234V233H168ZM236 235V233H235ZM187 236H191V238H188ZM138 238V239H136ZM195 238V237H194ZM233 238L232 235H230L229 239ZM229 239L227 240V242L229 241ZM232 241V240H231ZM181 245V244H179ZM184 246V247H185ZM228 245L225 243L224 245V248H225V252L224 254L219 258V259H223L225 260V253H227V247ZM121 248V249H122ZM228 248V247H227ZM254 249H256L254 251ZM120 250V249H119ZM144 250V251H145ZM121 251V250H120ZM181 251V252H180ZM217 251H219V249H217ZM119 252V251H118ZM147 252V251H146ZM157 252V253H158ZM184 252V251H183ZM229 252V251H228ZM122 253V252H120ZM128 253V252H127ZM131 253V252H130ZM230 253V254H231ZM82 254V252H81ZM79 255V254H78ZM122 255V254H121ZM136 255V254H135ZM141 255V254H140ZM145 255V253H144ZM153 255V254H152ZM168 255V256H167ZM233 255V256H234ZM82 256V255H81ZM137 256V255H136ZM143 256V255H142ZM159 256V255H158ZM232 256V255H230ZM80 257V256H79ZM138 257H139V254H138ZM141 257V256H140ZM144 257V256H143ZM151 257V256H150ZM120 258V257H119ZM232 258V257H231ZM113 259V258H112ZM115 259V258H114ZM118 259V258H116ZM121 259V258H120ZM146 259V258H145ZM153 259V258H152ZM216 258L215 255L211 256V258H209V262L210 264H216L217 262H219ZM136 260V259H135ZM250 260V261H249ZM151 261V260H150ZM131 262V261H130ZM135 262V261H134ZM137 262V261H136ZM164 262V261H163ZM225 262H228V261H225ZM136 264V263H135ZM179 264V263H177ZM218 264V263H217ZM220 264V262H219Z\"/></svg>",
    "mask_w": 264,
    "mask_h": 264
},
{
    "label": "snow or ice",
    "instance_id": "snow-or-ice-1",
    "mask_svg": "<svg viewBox=\"0 0 264 264\" xmlns=\"http://www.w3.org/2000/svg\"><path fill=\"white\" fill-rule=\"evenodd\" d=\"M5 0H0V3H4ZM85 3H88V0H84ZM221 6L224 9H230L232 12L237 11V8L235 5L228 3V0H219ZM103 0H100V3H91L89 4V6L95 10V15H89L86 16V18L90 21H95L96 17L100 15L101 13V6H102ZM136 4H142V0H135ZM153 3L156 5L155 7L151 8L148 12V14L145 16V19L151 21L152 27L150 28H145V27H141V26H137L139 28V39H135L132 40L129 36L124 35L121 37V39L125 40L126 42L130 43L132 45V51H131V56L133 58H135L140 50V46L143 43L144 39L146 38L147 34H149L150 32H155L157 31V28H159V36L157 37V41H156V47L153 49L152 51V60L155 62L154 63V67L156 69L155 74L152 76V79L156 80V84L149 90V95L147 97V100H151L153 95H155V93L158 91L160 83H162L161 79H160V75L161 72L164 70V68L167 66L166 63V56H167V38L165 35V31H164V27L161 23V9H162V4H161V0H153ZM73 11H76L75 8L72 9ZM41 11H43V9H41ZM129 13H131L133 11V9L129 8L127 10ZM240 13V16L247 22V24L252 25L253 30L254 31H260V29L256 28L254 21L252 20V18L248 15L247 12H245L242 8L238 10ZM81 16H85L84 13H80ZM209 16H212L213 14L211 12L208 13ZM65 23H71V21H65ZM5 28L8 29L9 25L8 22L5 21ZM126 27L125 22L123 19H120L119 22L116 24V28L115 30H119L121 28ZM234 25L229 24L228 28H233ZM90 28V26H89ZM210 31V30H209ZM93 42L92 36L89 35L88 38L80 45V48L78 49L79 54L81 56L85 55L87 52V48L89 45H91ZM197 42L198 44L202 45V41L200 40V37L197 36ZM216 44L217 47L215 49V54L216 55H221L222 53L220 52V48H219V40H216ZM109 46L111 47H116L115 45L112 44L111 41H109ZM229 47H231V45L229 44ZM237 49H239V43L237 42ZM125 51H127V49H125ZM231 54V53H229ZM21 59L23 60V54H21ZM119 59L123 60L125 64L130 63L131 61L129 60H125V58L123 56L119 57ZM196 57H193V60H195ZM249 61H252L251 57L247 58ZM253 64L257 67H259L261 70H264V63H261L260 61H252ZM25 66L29 67V70L31 71L30 66L27 64V61H24ZM96 63L103 68V65L99 63V61H96ZM201 63H205L204 61H201ZM195 66V65H194ZM81 67H83V65H81ZM119 70V69H118ZM226 73H232L235 76L238 77H242L244 78L245 82L250 83L253 87H257L259 91H261V94L264 95V80H261L257 77H252V76H246V74L244 73H239V72H235L234 69L232 68H226L224 70ZM145 75H147V73H144ZM185 80H187L189 83H192L191 78L188 76H185ZM207 82V81H205ZM7 83V81L4 80H0V88H3L4 85ZM193 88L196 87V85L194 83H192ZM137 87H144V85H137ZM77 92L80 91V88L76 89ZM181 93L185 94L186 93V89H181ZM18 99H20L21 101L23 100V97H18ZM132 97H127L126 100H131ZM222 99V98H221ZM258 98L256 96H252L250 98H247L246 103L248 104H252L254 101H256ZM147 100L142 101L139 105L138 111H142L144 105L147 103ZM176 108H181V106L179 104L176 105ZM0 110L4 111L5 116H7V110H6V106L4 104V102L2 100H0ZM183 112H186V109H181ZM136 112H131L127 114V121L130 123L132 121V119L136 116ZM188 118L189 119H195L191 113H187ZM231 119V118H229ZM227 121H216V123H226ZM167 123L175 125V121H167ZM211 126V125H209ZM249 127H251V125H249ZM235 125H233V131H234ZM41 131H43V129H41ZM6 132V128L3 124H0V136H3ZM229 135L231 134V132L228 133ZM180 133L177 132L175 130V128H173V132L171 135L169 136H161L159 137V142L163 145L164 143H167V141L174 139L176 136H179ZM221 136L225 135V133H221ZM248 133L245 132V139H247ZM140 152L143 153L145 151L144 147L141 146L140 147ZM156 150V149H154ZM225 152H227V149L224 150ZM252 151H255V148L252 149ZM0 152L4 153L5 155L7 154L6 149L4 147L3 144H0ZM68 153L66 152L65 155H67ZM229 155H232L231 153H228ZM85 157H87V152H85ZM138 162H144L146 165V170L149 172L155 171L156 173L160 174V173H165L166 174L163 175V179L164 180H171V179H176L179 180L180 183L176 184V185H169L167 189H165V187L162 185L158 191L160 194V214L166 215L168 212L170 211H176L180 214L183 213H189V214H194L197 212H200L201 209V202L205 201L206 199L211 200V205L207 207V212L209 214L212 213H220L222 215H227V208L228 205L227 203H225L224 207H216V204L219 202L220 198L222 197H228V196H236L241 192H251V194L253 196H255V192L252 191L251 189L248 188H241V187H235L233 186L235 184V180L234 177H232V174L229 172H225V175H227L229 177L230 180H232V185H229L227 187H212L210 186L202 177L196 176V175H184L182 173H180L179 171H175L173 169V167L171 165H153L151 161H149L147 159L146 156L141 155L139 157ZM84 160H81L78 164L77 167H79L80 164H83ZM53 164V161H49L47 162V167L51 168ZM61 167L63 165H60ZM222 171H224L223 169H221ZM248 171L250 174H252V169L250 166V162H249V168ZM80 179H84L83 174L81 175V177L78 180H69L67 181V184L69 186V194L67 197V202L73 206L75 208L76 211V217L77 220L79 222V233H77V238L75 240L70 241L69 237H70V233L66 230L61 229V235L64 238V242L65 243H70V250L73 247L78 246L79 244L83 243L84 240L83 238L80 236V233H87L89 231L88 228H86L84 226L83 223V219L81 218V208L83 206L84 201L82 199H80L79 193L77 192L75 194V196L73 195L71 189H72V185L73 184H77L79 183ZM253 179H255L254 174H253ZM187 182V183H184ZM49 186H51V179H49L48 181ZM21 192H25V189L23 187V185H21L20 188ZM37 191H40V189H37ZM188 193H199L198 195H188ZM241 203H243V201H240ZM43 204L41 201L40 207L42 208ZM96 212L97 214H100L101 212V208L100 205L97 204L96 206ZM36 219L38 222V216L35 215H30L28 217H26L25 219L27 221H32L33 219ZM249 219H252V217L250 216ZM234 223V222H232ZM53 224V221L51 220V218L48 219L47 221V225L45 227V230H47L48 227H51ZM75 226V225H73ZM231 228H232V224L230 223L224 230V234L223 236L216 240L214 243L216 245V248H214L212 251L215 253V256L217 259H219L224 252L226 251L224 248L225 243L227 242V240L229 239L230 235H231ZM32 232V228L29 227L27 229V233L29 234V239H30V234ZM3 234V233H0ZM11 235L15 236L17 235L16 233H12ZM158 235H160L158 233ZM164 241L165 243H167L171 237L169 236L168 233H164ZM131 238V237H130ZM108 237L107 234L105 233L104 229L101 227L99 229V231H97L96 233L93 234V236L91 237V239H89L87 241L88 245H89V250L91 252H96L97 249H101L104 247L105 242L107 241ZM41 243H43V241L41 240ZM95 243V247H92V244ZM21 247H23V245H21ZM177 247L181 248L185 253H187V259L185 261V264H192L194 259H198L196 257H194L193 253L188 249L185 248L183 245H177ZM203 247L207 248V244L203 245ZM217 249H219V251H217ZM36 241H31V250L30 251H26L25 255H26V264H35V260L33 258L34 253L36 252ZM50 249H48L47 246H45L42 249L43 255L44 256H48L50 253ZM55 251L57 253H59V249H55ZM251 250H248L246 252L247 254H250ZM111 259V257H110ZM234 259H237L234 256ZM16 264H21V260L20 258L16 257ZM0 264H4V260L3 257L0 256ZM49 264H66L65 260L63 257H61L58 260L55 261H50ZM67 264H76L75 260H71L68 261ZM95 264H99V260L97 259L95 261ZM204 264H208V257L204 258ZM225 264H227V262H225Z\"/></svg>",
    "mask_w": 264,
    "mask_h": 264
}]
</instances>
